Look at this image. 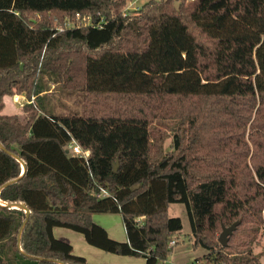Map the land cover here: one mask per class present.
Here are the masks:
<instances>
[{"label": "trees", "instance_id": "16d2710c", "mask_svg": "<svg viewBox=\"0 0 264 264\" xmlns=\"http://www.w3.org/2000/svg\"><path fill=\"white\" fill-rule=\"evenodd\" d=\"M126 2L0 0V264H117L88 262L55 227L166 264L183 228L171 203L207 250L194 264H261L264 0H148L131 14ZM77 13L93 23L58 29ZM47 81L78 91L82 112L56 111ZM21 93L27 119L2 114ZM95 213L121 214L128 240ZM239 220L223 246L222 225Z\"/></svg>", "mask_w": 264, "mask_h": 264}, {"label": "rangeland", "instance_id": "374dc122", "mask_svg": "<svg viewBox=\"0 0 264 264\" xmlns=\"http://www.w3.org/2000/svg\"><path fill=\"white\" fill-rule=\"evenodd\" d=\"M148 0H127L123 12L131 14L138 10ZM118 12V11H116ZM46 90H51V104L56 111L59 112H82L83 97L78 91L70 93V95L61 91V89L52 81L46 82ZM48 92V91H47ZM169 136L166 138L163 147L165 151L172 150L173 136L171 130L165 129ZM119 164V163H118ZM168 213L171 216L180 217L183 223L181 234L178 235V243L174 245V250L177 254L179 262L184 264H194L196 259L207 253L203 248L194 249L190 241L191 224L186 205L184 203H171L168 206ZM94 222L98 225L107 228L116 236L126 234L123 217L119 213H95ZM245 228L243 229V231ZM222 232V231H221ZM220 232V233H221ZM219 233V235H220ZM56 235L65 234L73 242L77 255L84 256L90 263H119L134 260V258L125 257L124 255L115 254L97 248L89 244L84 235L78 231L69 228H59L55 232ZM253 234V233H252ZM242 238L246 236L242 234ZM82 239V240H80ZM252 250L260 259L261 264H264V230L261 229L256 234L252 243ZM173 256V255H172ZM117 257V258H115ZM174 258V257H173ZM21 262L16 264H31L30 258H22Z\"/></svg>", "mask_w": 264, "mask_h": 264}, {"label": "crops", "instance_id": "0c3cea01", "mask_svg": "<svg viewBox=\"0 0 264 264\" xmlns=\"http://www.w3.org/2000/svg\"><path fill=\"white\" fill-rule=\"evenodd\" d=\"M43 94L51 97V90H46ZM4 103H5V106L3 108L2 114H5V115H15L16 114L23 121H25L27 119V114L24 111V105L29 103V100L27 99L25 93L7 95V96L4 97ZM93 220H94V218H93ZM59 228H63V227H55L54 228V234H55L56 230L59 229ZM105 229L107 230V232L110 235V237H112L115 240L122 241V242H126L128 240L127 233L125 234V236L124 235L116 236L112 232H110L107 228H105ZM55 236L56 237H65V238H68L71 241V239L69 237H67L65 234H60V235H56L55 234ZM80 240H82V239H80ZM71 243H72V245L74 247V252H75L76 248H75V246H74L72 241H71ZM75 254H77V253L75 252ZM124 256L125 257H129V258H134V260L128 261V262H119L117 264H145L146 263V259L142 258V257L127 256V255H124ZM115 258H117V257H115ZM165 263L166 264H184V263L179 262V260L177 259V254L175 252H172V254L170 255V257L168 258V260Z\"/></svg>", "mask_w": 264, "mask_h": 264}, {"label": "built area", "instance_id": "2783aa9c", "mask_svg": "<svg viewBox=\"0 0 264 264\" xmlns=\"http://www.w3.org/2000/svg\"><path fill=\"white\" fill-rule=\"evenodd\" d=\"M77 20H71L67 19L65 26H61L58 29L59 30H64L66 28H71V27H83L84 25H89L92 24V20L90 17H81L79 13L76 15ZM69 151H71L74 155H78L83 157L84 159H88L89 157V150L84 149L79 143L76 141H72L69 146H68ZM172 246L176 244V240H172L170 242Z\"/></svg>", "mask_w": 264, "mask_h": 264}, {"label": "water", "instance_id": "95a60500", "mask_svg": "<svg viewBox=\"0 0 264 264\" xmlns=\"http://www.w3.org/2000/svg\"><path fill=\"white\" fill-rule=\"evenodd\" d=\"M0 148H2V149H5L4 148V146L0 143ZM12 155L15 157V158H17L19 161H21V159H20V157L18 156V155H15V154H13L12 153ZM21 163H22V165H23V169L25 170V164L21 161ZM114 168H115V170H117V168H118V161H116V163H115V165H114ZM13 207H23L25 210H26V212L27 213H29V210H28V208L25 206V205H23V204H21V205H13ZM241 223V220H239V221H236V222H234L232 225H230V226H226V225H222V232L220 233V235H219V238H218V240H219V242L223 245V246H226V245H228V241H229V237L233 234V232L236 230V228H237V226L239 225ZM21 238L19 237V240H20Z\"/></svg>", "mask_w": 264, "mask_h": 264}]
</instances>
